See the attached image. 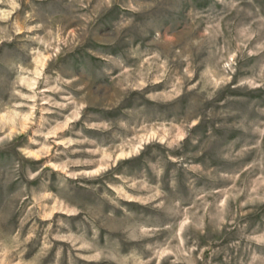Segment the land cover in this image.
<instances>
[{"label":"rangeland","instance_id":"rangeland-1","mask_svg":"<svg viewBox=\"0 0 264 264\" xmlns=\"http://www.w3.org/2000/svg\"><path fill=\"white\" fill-rule=\"evenodd\" d=\"M0 264H264V0H0Z\"/></svg>","mask_w":264,"mask_h":264}]
</instances>
